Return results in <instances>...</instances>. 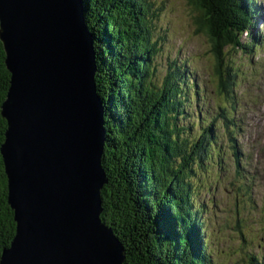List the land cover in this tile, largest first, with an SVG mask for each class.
<instances>
[{"label": "water", "instance_id": "1", "mask_svg": "<svg viewBox=\"0 0 264 264\" xmlns=\"http://www.w3.org/2000/svg\"><path fill=\"white\" fill-rule=\"evenodd\" d=\"M83 0H0V148L16 230L0 264H120L99 222L102 111ZM115 238V239H114Z\"/></svg>", "mask_w": 264, "mask_h": 264}, {"label": "trees", "instance_id": "2", "mask_svg": "<svg viewBox=\"0 0 264 264\" xmlns=\"http://www.w3.org/2000/svg\"><path fill=\"white\" fill-rule=\"evenodd\" d=\"M186 1L195 13V33L203 34L209 42L210 51L216 57L217 70L223 62V47H246L247 44L242 42L244 35L255 42L254 20L260 17L257 15V0ZM83 5L85 21L93 35L96 91L105 107V116L113 115L110 125H105L106 131L111 136L114 134L112 138L118 139L122 147L129 142L127 138L130 139L131 145L143 155L149 177L151 173L156 182V186L143 180L137 182L128 174L130 177L127 178L132 183L127 187L130 193L128 190H125L128 194L125 193L121 184L116 185V193H124L122 196L127 207L123 206V209L126 211L121 214L104 201L108 208L105 210L104 206L101 218L126 245L125 238L118 233L126 223V217L146 213L152 219L154 215H165L161 219L163 223H166L167 216L169 226L174 224L173 230L176 228L181 233V227L187 232V242L184 238L174 241L175 232L165 227V233L160 234L159 240L165 244L167 254L160 258L156 254V245L144 246L138 240L133 253L140 254L134 256L144 257L146 261L149 259V264H211L203 222L205 209L204 206L194 208L188 190V184L191 186L196 179L191 174L192 167L201 172L202 159L209 160L217 154L215 134L209 132L212 124L200 129L196 135L191 131L192 127H199L198 113L203 112L201 106L191 101L194 100L191 89L195 86V79L185 62L181 64L176 60L167 64L164 76L156 77L153 48L154 45L157 47V41L154 44L151 37L155 32L157 14L154 10L157 8L153 7L152 0H83ZM9 79L0 40V106L6 97ZM114 100H117L115 104L112 103ZM197 106L199 110L195 111ZM204 112L205 117H210L207 110ZM226 121L230 122L227 118ZM5 129L6 122L0 114V144ZM109 161L110 157L105 160L106 163ZM236 167L238 172L241 169L238 161ZM193 175L197 177V171ZM145 177L149 180L147 175ZM131 202L134 204L132 211L129 207ZM153 222L160 223V220L154 218ZM14 233L13 211L7 202V179L0 154V255L3 248L10 245ZM248 264L258 262L256 258H249Z\"/></svg>", "mask_w": 264, "mask_h": 264}, {"label": "rangeland", "instance_id": "3", "mask_svg": "<svg viewBox=\"0 0 264 264\" xmlns=\"http://www.w3.org/2000/svg\"><path fill=\"white\" fill-rule=\"evenodd\" d=\"M152 1L154 2L153 7L157 6L158 8L154 32L157 36L158 47L154 45L153 48L154 56L156 57L155 67L158 73L156 77L159 78L164 75L165 67L171 60L185 62L188 72L195 79V86L199 93L197 100L191 101L201 106L203 111L202 114L198 113V116H200L199 127H202H192V133L196 135V133L200 132V129H205L212 123L209 132H211V135L214 133L215 136L218 135L214 132L217 128V133L220 134L222 132L219 135V139L224 144L226 153H228V133L224 134L220 125L226 121V118L230 119L232 117V124L227 122L225 124L228 126L229 133L236 138L237 145L240 147L241 159H243L241 162L245 163L244 169L248 182L247 187L243 188L236 180L233 181V178L218 176L217 179L215 177L216 168L214 166L218 156L209 160L202 159L201 172H198L197 168L192 167L193 173L191 174L196 179L192 181L191 186L188 184V190L194 201V208L197 209L198 206H204L205 209L203 215L205 220L203 222L207 232L210 263L248 264V258H256L258 264H264V40L263 44L258 46L251 44L250 37L244 35L242 42L247 44L246 47H223L221 50L223 62L217 70L216 57H213L214 55L210 51L209 42L203 34L195 33L193 25L195 13L187 1ZM256 6L257 15L263 17L264 23V0H257ZM83 17L87 30L91 34L85 21L84 12ZM260 18L254 20L256 22V26L253 27L254 33H259L264 28L263 24H259ZM154 33L151 41L156 44ZM91 36L93 41V35L91 34ZM258 36L260 37L261 35L258 34ZM194 91L195 88H192L191 92L194 93ZM5 101L6 97L1 102V106ZM116 101L114 100L112 103L115 104ZM98 104L103 118L102 144L99 158L103 183L99 189L100 211L98 219L101 224H105L104 227L113 231V235L122 252L120 264H127V262L128 264L129 262H139V264L146 262V264H149V259L146 261L144 257L134 256V254H140L139 252L133 253L135 250L134 245L137 246L138 240L144 246H151L152 243V245L157 247V256L162 258L167 253H165V244L159 240L160 234L165 233V227L168 231L171 228L173 230L174 227L172 226L174 224L172 225L171 223V227L169 226V218L167 216L166 223H163L162 220L165 215L161 217L154 215L152 219L150 214L145 215L146 213L142 216H125L126 223L118 230V233L125 238L124 242L128 245L124 248L126 245L117 238L112 227L104 221L105 219L101 218L104 206H106L105 210L108 208L104 201H106V204L110 203L109 205L121 214L122 211H126L123 209V206L127 207L122 196L124 193L118 195L116 193L118 186L116 185L121 184L125 188L124 192L130 193L127 187L132 183L131 179L127 177L131 176L134 181L143 180L144 183L154 186H156V182H154L150 172L149 177L148 171L145 169V159L138 152V148L131 145L130 139L127 138L129 142L122 147L118 139L114 140L112 138L114 134L111 136L106 131L105 125H110L109 121L110 119L112 120L113 115L105 116L106 110L102 100H98ZM197 110H199L198 106L195 111ZM204 110L209 112L208 115L210 117H205ZM229 110L232 114L229 113ZM194 114L196 115V113ZM3 119L6 122V129L0 148L5 141V134L8 130L7 120ZM230 126L237 129L231 131ZM209 132L206 135H209ZM108 157H110V161L106 163L105 160H108ZM232 159L230 157L226 161L222 156H219L221 162L232 166L229 167L231 173L234 170ZM112 160L114 161L112 162ZM196 171L197 177L193 175ZM4 173L6 176L5 169ZM146 175L149 180L146 179ZM215 179L217 180L216 182L214 181ZM133 187L136 188V185L133 184ZM194 189L196 190L194 191ZM125 190L128 191L126 192ZM129 207L130 211H132L134 204L131 202ZM154 218H159L160 223L153 222ZM172 221L174 222V220ZM14 223L16 230V221ZM179 228L181 233L175 228L173 230L175 232L173 234L174 238L172 236L171 238L176 242L184 238L183 240L187 242V232L182 231L181 227ZM183 230L185 229L183 228ZM166 237L168 236L166 235ZM248 255L249 257H247ZM160 262L163 261L160 260Z\"/></svg>", "mask_w": 264, "mask_h": 264}, {"label": "bare ground", "instance_id": "4", "mask_svg": "<svg viewBox=\"0 0 264 264\" xmlns=\"http://www.w3.org/2000/svg\"><path fill=\"white\" fill-rule=\"evenodd\" d=\"M84 6V5H83ZM103 226H105V224H103ZM125 263V262H124Z\"/></svg>", "mask_w": 264, "mask_h": 264}]
</instances>
